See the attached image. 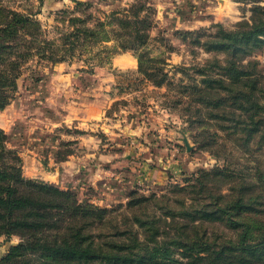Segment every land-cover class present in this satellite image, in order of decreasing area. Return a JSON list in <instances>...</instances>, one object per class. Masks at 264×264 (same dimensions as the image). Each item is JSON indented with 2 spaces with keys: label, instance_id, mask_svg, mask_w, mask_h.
Segmentation results:
<instances>
[{
  "label": "rangeland",
  "instance_id": "obj_1",
  "mask_svg": "<svg viewBox=\"0 0 264 264\" xmlns=\"http://www.w3.org/2000/svg\"><path fill=\"white\" fill-rule=\"evenodd\" d=\"M1 1L37 19L48 38L56 35L57 12L76 4V0ZM91 1L93 13L101 15L110 9L124 13L139 0ZM140 1L149 5L141 15L151 24L148 44L138 51L162 68L165 82L156 85L138 71L134 49L104 52L91 64L83 59L32 60L17 79L12 99L0 109V129L12 151L6 158L19 164L26 177L43 179L44 173L60 170L63 183L43 180L73 191L81 203L116 210V223L122 227L131 222L138 227H164L166 233L159 237L171 247L169 264H208L207 260L192 263L199 249L207 243L235 240L239 230L226 218H206L200 208L241 199L233 217L251 224L252 239L264 233V44L240 60L256 64L260 83L242 88L255 93V105L244 111L228 97L225 111L234 112L222 114L219 108L224 104L217 108L205 104L191 86L204 73L218 71L216 63L223 64L227 54L190 44L193 35L183 34L199 29L204 41L219 26L232 29L250 17L252 2ZM259 3L264 5V0ZM67 158H75L77 165L59 169L56 164ZM116 162L113 176L101 183L106 178L102 169ZM117 175L122 179L114 178ZM129 176L135 177L134 183L127 184ZM198 179L203 182L201 189ZM219 193L225 198L215 201ZM140 195L149 200L128 206L132 197ZM168 209L175 214L157 217ZM132 210L137 215L145 211L154 221L142 225L141 220L127 219ZM171 238L176 242L170 244ZM187 239L197 242L184 248L180 242ZM19 241L18 235H0V257Z\"/></svg>",
  "mask_w": 264,
  "mask_h": 264
},
{
  "label": "trees",
  "instance_id": "obj_2",
  "mask_svg": "<svg viewBox=\"0 0 264 264\" xmlns=\"http://www.w3.org/2000/svg\"><path fill=\"white\" fill-rule=\"evenodd\" d=\"M246 1L252 2L251 15L234 28L219 26L216 33L204 41L200 40L199 29L183 34L184 37L193 35L190 44L196 42L206 50L227 54L223 64L216 63L220 68L218 71L204 73L198 83L191 86L202 102L215 108L224 104L228 97L231 104L244 111L255 105L252 100L255 93L242 88L256 87L260 83L259 73L254 62L241 63L240 60L264 44V5L259 3L260 0ZM92 3L91 0H77L72 9L58 11L56 35L48 38L37 19L0 0V109L12 99L17 79L32 60L55 63L83 59L91 64L104 52L134 49L138 71L156 85L165 82L166 73L162 68L152 64L155 61L152 57L138 51L147 46L150 36L151 22L146 15H141L149 5L139 0L131 3L129 11L124 13L110 9L97 15L92 11ZM108 41L112 44L108 45ZM210 96L213 100L206 101ZM225 107L224 104L219 108L222 114L234 112L225 111ZM253 122L256 124L260 120ZM252 130L249 129L247 137ZM6 141L7 134L0 129V235H18L20 241L0 257V264H169L171 247L159 237L166 233L164 227L153 224L138 227L133 222L122 227L116 223V210L90 202L81 203L69 189L24 176L19 164L7 160L6 156L12 151ZM202 172L206 173L205 170ZM198 185L199 189L203 187L199 179ZM222 198L225 195L219 193L214 199ZM135 200L147 201L149 198L144 195L132 197L128 206ZM240 200L199 209L206 218H226L239 231L235 240L207 243L204 249H199V254H195L192 263L207 260L208 264H264V233L252 239L251 224L233 217L242 205ZM182 211L188 212L187 208ZM168 213L173 216L175 211L168 209L157 217L166 218ZM132 214L127 215V219L141 220L139 224L142 225L154 221L151 219L154 217L145 211L137 215L132 210ZM192 240L180 244L190 248ZM174 242L175 239L169 240L170 244Z\"/></svg>",
  "mask_w": 264,
  "mask_h": 264
},
{
  "label": "crops",
  "instance_id": "obj_3",
  "mask_svg": "<svg viewBox=\"0 0 264 264\" xmlns=\"http://www.w3.org/2000/svg\"><path fill=\"white\" fill-rule=\"evenodd\" d=\"M77 1V0H76ZM87 139V138H86ZM85 139V140H86ZM87 140H89V139H87ZM90 140H92V139H90ZM116 156H117V154H116ZM76 164V160H75V158H67L66 160H64V161H61L60 163H57L56 165H57V167L60 169V167H63V168H65V169H70V167L71 166H73V165H75ZM117 164H119L118 162H116V163H112L111 165H110V168L108 169V170H106V168H103L102 169V176H104V177H106L105 179H102L100 182L102 183V182H104L103 184H105V183H107L109 180H110V178L113 176V172H111L112 171V168L114 167V166H117ZM77 165V164H76ZM77 169H81V167H77ZM60 171V170H59ZM59 171H57V170H53L52 172H50V173H44L43 175H42V177L41 178H43V179H45V180H49V181H53V182H57V183H63L62 181H63V179H61L60 178V172ZM90 172H92V173H94L95 171H92V170H90ZM121 178L122 179V176H120V175H117V176H115L114 178ZM128 180V181H127ZM135 177H133V176H129L128 178H126L125 179V181H127V184H131V183H134L135 182ZM63 185V184H62Z\"/></svg>",
  "mask_w": 264,
  "mask_h": 264
}]
</instances>
